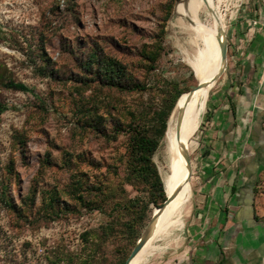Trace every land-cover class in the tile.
<instances>
[{
  "label": "rangeland",
  "instance_id": "1",
  "mask_svg": "<svg viewBox=\"0 0 264 264\" xmlns=\"http://www.w3.org/2000/svg\"><path fill=\"white\" fill-rule=\"evenodd\" d=\"M177 1L0 0V104L6 107L0 113V264L123 263L147 223L134 220L127 229L133 212L115 205L139 197L149 210L157 207L148 185L130 173L128 126L152 130L153 112L170 110L182 92L170 116L179 97L198 83L183 61V35L172 12ZM240 1L196 0L186 11L188 21L194 24L189 15H195L204 26L218 56L217 29L224 22L227 59L234 45L228 21ZM149 49L156 50L154 61L144 53ZM93 52L102 63L117 60L122 83L144 88L108 85L91 64ZM219 67L220 57L214 73ZM224 77L225 71L207 88L191 136L192 170ZM9 80L29 90L9 87ZM167 125L168 119L164 132ZM160 140L152 159L164 190L168 169ZM186 166L184 160L183 195ZM186 212L181 229L144 245V251L158 249L142 264H161L167 253L182 250V243L174 245Z\"/></svg>",
  "mask_w": 264,
  "mask_h": 264
},
{
  "label": "crops",
  "instance_id": "2",
  "mask_svg": "<svg viewBox=\"0 0 264 264\" xmlns=\"http://www.w3.org/2000/svg\"><path fill=\"white\" fill-rule=\"evenodd\" d=\"M228 28L234 45L193 157L185 224L174 245L182 250L161 264H264V211L255 190L264 172V0H241ZM182 218L175 215L151 240L181 229ZM157 249L143 250L138 264Z\"/></svg>",
  "mask_w": 264,
  "mask_h": 264
},
{
  "label": "bare ground",
  "instance_id": "3",
  "mask_svg": "<svg viewBox=\"0 0 264 264\" xmlns=\"http://www.w3.org/2000/svg\"><path fill=\"white\" fill-rule=\"evenodd\" d=\"M196 0H179L175 3L173 13L176 15L175 24L179 29V33L183 35L180 42L183 61L200 82H206L215 72L217 67V58L219 60L218 51L214 47V43L208 33L204 30V26L200 23L195 15H189L190 19L196 25H200L203 31L198 30L196 26L187 20V8ZM211 85V84H210ZM202 86L194 89L192 95L187 99V95L179 97L173 112L168 118V125L161 137L160 145L161 154L167 161V175L164 179L165 194L177 192L176 196L161 210L154 222L151 240L154 233L161 230L163 223L168 219L170 214L181 208L179 217L183 215L185 203L190 197V188L187 182L186 190L183 195L182 178L184 174V151L185 144L189 137L195 132L200 120V113L204 109L207 88L210 86ZM181 111L182 120L179 130L176 129V118ZM158 147V148H159ZM158 150V149H157ZM165 195V196H166ZM166 198V197H165ZM157 207L153 211H156ZM158 234V233H157ZM143 248L132 258L129 264H138L141 260Z\"/></svg>",
  "mask_w": 264,
  "mask_h": 264
},
{
  "label": "trees",
  "instance_id": "4",
  "mask_svg": "<svg viewBox=\"0 0 264 264\" xmlns=\"http://www.w3.org/2000/svg\"><path fill=\"white\" fill-rule=\"evenodd\" d=\"M144 53L148 56L150 61L155 60V49H149L148 51H144ZM91 56V64H95L96 62V68H98V71H100L99 74L104 80H106V83L108 85L124 89L144 88V85L141 84H133L131 86H128L127 84L121 82L119 78L121 69L118 65L119 63L117 62V60L107 57L108 59L106 58L105 61L102 63L101 60L103 58H97L94 52ZM95 58L96 61L94 60ZM7 86L19 90H29L23 83L14 82L12 80L8 81ZM181 93L177 95L176 99ZM176 99L172 103L173 105L169 108L170 110H158L153 112V117L156 120V124L152 130L146 128L145 126L135 123L130 124L128 126L130 131L128 137L127 150L130 154V173L135 177H140L148 185V190L150 191V194L152 196L150 198V201L153 204V207L161 206L163 201L165 200L166 194L164 193L165 190H163V183L152 157L158 146L159 140L163 135L166 126V121L169 116L168 111H171ZM5 108V105L0 104V113L3 112ZM79 198L81 197L79 196ZM115 206L116 208H119V206H121L122 209L133 212L132 220L126 225V228L130 230L134 228V220L141 222L145 221V223H148L153 212V208L149 210L147 202L142 201V199L139 197H134L124 203H119Z\"/></svg>",
  "mask_w": 264,
  "mask_h": 264
},
{
  "label": "water",
  "instance_id": "5",
  "mask_svg": "<svg viewBox=\"0 0 264 264\" xmlns=\"http://www.w3.org/2000/svg\"><path fill=\"white\" fill-rule=\"evenodd\" d=\"M211 11L215 14V12L211 9ZM217 33H218V39H219V57H220V67L219 69L216 71V73H214L206 82H200L197 83V85L195 86V88H200L202 86H207V85H212L214 84L219 78L220 76L224 73L225 69H226V65H227V48H228V44H227V37H226V33L223 27L218 26L217 29ZM194 90H189L188 91V95L186 97V99L192 95ZM181 120H182V114L181 111H179L177 118H176V129L179 130L180 124H181ZM185 151H184V159L186 161L187 167H188V172L187 175L184 178L185 182H188L191 179V174H192V166H191V160H190V155L189 152L187 151L186 147L184 146ZM179 191V190H178ZM178 191H174L172 193H170L169 195H166L165 200L163 201L162 205L157 207L156 211L152 212V215L148 221V223L146 224V226L144 227V229L142 230L140 236L137 238L132 250L130 251L129 255L127 256V258L125 259L123 264H129L130 261L132 260V258L143 248V246L148 242V240L151 237V232H152V228L154 225V222L158 216V211L161 210L163 208V206H165L166 204H168L177 194Z\"/></svg>",
  "mask_w": 264,
  "mask_h": 264
},
{
  "label": "built area",
  "instance_id": "6",
  "mask_svg": "<svg viewBox=\"0 0 264 264\" xmlns=\"http://www.w3.org/2000/svg\"><path fill=\"white\" fill-rule=\"evenodd\" d=\"M255 23V21H252L251 24L253 25ZM207 125V124H206ZM206 129V126L203 127ZM202 131V130H201ZM258 182L256 183L255 185V190H258V195H259V198L261 199L262 201V205H263V211H264V176L257 180Z\"/></svg>",
  "mask_w": 264,
  "mask_h": 264
},
{
  "label": "flooded vegetation",
  "instance_id": "7",
  "mask_svg": "<svg viewBox=\"0 0 264 264\" xmlns=\"http://www.w3.org/2000/svg\"><path fill=\"white\" fill-rule=\"evenodd\" d=\"M256 185V184H255Z\"/></svg>",
  "mask_w": 264,
  "mask_h": 264
}]
</instances>
